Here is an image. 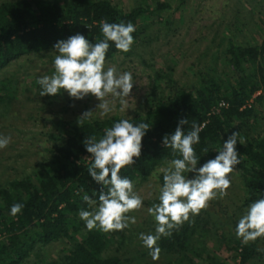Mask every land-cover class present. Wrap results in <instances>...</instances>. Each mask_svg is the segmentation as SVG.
<instances>
[{
  "label": "trees",
  "instance_id": "trees-1",
  "mask_svg": "<svg viewBox=\"0 0 264 264\" xmlns=\"http://www.w3.org/2000/svg\"><path fill=\"white\" fill-rule=\"evenodd\" d=\"M165 6L168 3L160 1L156 8ZM147 9L148 6L138 5L127 11L112 0H4L0 2V69L25 53L52 49L58 40L76 33L92 43L99 42L104 39L101 21L131 22L136 29L132 33L136 40L141 31L139 19ZM109 45L106 58L122 52L113 42L109 41ZM225 52L227 62L241 77L236 79V84L227 82L225 76H206L195 90L175 87L172 94L153 101L143 114L87 119L81 114L59 120L58 129L50 134L55 141L49 155L29 173L0 185V264H30L28 259L33 252L39 254L42 245L64 237L71 244L63 255L52 260L53 264L125 263L119 254L107 253L113 242L118 245L125 242V229L109 233L98 228L90 231L79 215L81 209L90 211L95 207L84 202L83 195L86 193L98 205L101 188L88 173L92 158L83 141L90 136L99 140L107 128L122 119L150 125L142 138L141 156L134 158V165L121 169L122 177L127 176L133 182L137 178L144 180L157 166L182 158L165 148L162 138L172 134L179 120L186 118L188 123L182 126L185 133L192 130L193 124L202 126L200 142L193 145L200 159L198 163L214 158L223 141L232 132H238L236 148L241 163L236 166L243 178L246 202L253 203L264 197V135L251 133V117L257 116L258 111L246 104L264 83V36L258 43H236L230 38ZM3 82L1 104L16 96L15 89ZM222 99L227 105L214 110ZM14 203L24 205L16 216L10 214ZM199 224L196 220L185 222L170 237H161L158 246L174 251L190 248ZM79 232L81 236L77 235ZM236 249L239 260L233 264H248L257 254L258 241L246 245L240 241ZM200 264L224 263L211 259Z\"/></svg>",
  "mask_w": 264,
  "mask_h": 264
},
{
  "label": "rangeland",
  "instance_id": "rangeland-1",
  "mask_svg": "<svg viewBox=\"0 0 264 264\" xmlns=\"http://www.w3.org/2000/svg\"><path fill=\"white\" fill-rule=\"evenodd\" d=\"M160 1L168 6L156 8ZM112 2L127 11L138 5L149 7L139 19L141 31L131 50L116 52L105 59V70L114 67L117 75L132 74L134 84L130 96L125 98L127 103L121 105L119 98L109 94L105 99L113 110L102 115V110L97 107L100 101L91 94L80 100L69 97L63 90L56 96H40L42 89L38 78L54 74V58L59 53L52 48L16 58L0 69V88H4L5 81L8 88L16 91L15 98L0 103V138H11L7 147L0 149V185L29 173L37 162L49 155L55 141L50 134L58 129L59 120L81 115L87 110H92L91 117L98 118L143 114L153 101L172 94L175 87L195 90L206 76H225L227 82L236 84V79L241 77L226 60L229 39L233 38L236 43H258L264 36V0ZM260 74L257 73V78ZM246 104L258 111L257 116L251 117V133L264 135V83ZM208 159L211 158L204 162ZM204 162L198 163L197 167ZM169 166L170 162L161 164L149 178L134 180V191L143 198V207L128 214L135 216L136 223L125 229V242L119 245L113 242L107 253L119 254L125 259L124 264H200L209 263L211 259L233 264L238 261L236 246L241 239L236 236V225L251 203L246 202L244 182L237 166L230 174L231 186L227 195L209 201L208 207L199 215H190L191 221L200 222L190 248L174 251L159 246V259H152L139 236L140 233L155 234L156 222L147 210L159 203L162 169ZM187 175L191 178L193 174L185 173ZM256 240L258 251L248 264H264V237ZM159 242L160 239L158 245ZM70 244L67 237L54 240L42 245L39 254L33 252L28 260L30 264H53L52 260L63 255Z\"/></svg>",
  "mask_w": 264,
  "mask_h": 264
},
{
  "label": "clouds",
  "instance_id": "clouds-1",
  "mask_svg": "<svg viewBox=\"0 0 264 264\" xmlns=\"http://www.w3.org/2000/svg\"><path fill=\"white\" fill-rule=\"evenodd\" d=\"M135 30L131 22L101 21L104 39L99 42L92 43L80 33L58 40L53 45L59 53L54 58V74L44 75L37 81L42 89L40 96H56L63 90L69 97L80 100L91 94L100 101L97 107L102 110V115L113 110L105 99L109 94L119 98L121 105L126 104L125 98L130 96L133 89L132 74L124 72L117 75L114 67L105 70V59L109 41L115 44L116 49L129 52ZM91 115L92 110H87L81 116L87 119ZM187 123L186 118H181L175 131L162 138L163 146L182 158L171 160L170 166L162 169L164 175L159 203L147 210L156 222L155 234L140 233L139 236L153 260L159 259L161 249L157 241L161 237H170L174 229L179 230L185 222H191L190 215H199L201 210L208 207L209 201L227 195L231 186L230 174L241 163L236 148L238 132L234 131L223 141L222 148L217 150L214 158L197 167L200 159L193 145L200 142L202 126L193 124L192 130L185 133L182 126ZM149 129L148 123L134 124L122 119L107 128L99 140L96 136H90L83 141L92 158L88 173L101 185L98 205L86 193L82 197L90 207L95 206L92 211L81 209L79 212L88 230L98 228L104 233L123 231L136 223L135 216L128 214L143 207V198L134 191L133 181L127 176L122 177L120 172L134 165V158L141 156L142 138ZM10 141V137L0 138V149L7 147ZM204 151L207 153V149ZM185 173L193 175L189 178ZM23 207L21 203H14L10 214L16 216ZM235 231L237 238L245 245L264 237V197L248 206L246 214L238 220Z\"/></svg>",
  "mask_w": 264,
  "mask_h": 264
},
{
  "label": "built area",
  "instance_id": "built-area-1",
  "mask_svg": "<svg viewBox=\"0 0 264 264\" xmlns=\"http://www.w3.org/2000/svg\"><path fill=\"white\" fill-rule=\"evenodd\" d=\"M227 105V101L222 99L220 102H219V105L217 107L214 108V110H219L222 106H225Z\"/></svg>",
  "mask_w": 264,
  "mask_h": 264
}]
</instances>
